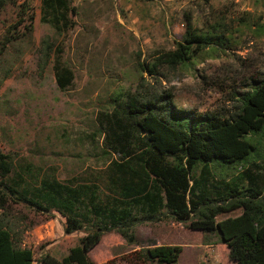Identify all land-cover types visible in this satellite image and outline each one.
Segmentation results:
<instances>
[{"label":"rangeland","instance_id":"374dc122","mask_svg":"<svg viewBox=\"0 0 264 264\" xmlns=\"http://www.w3.org/2000/svg\"><path fill=\"white\" fill-rule=\"evenodd\" d=\"M4 1L0 41L13 27L16 40L0 55V150L11 159L10 178L16 173L38 182L45 176L59 182L102 176L108 161L117 156L101 152L98 114L110 110L117 95L136 90L139 64L145 67L156 54L182 41L186 17L198 28L221 13L225 20L246 17L250 24L264 25V0H71L74 28L58 35L39 21L41 0ZM19 5L33 10L31 33L19 26ZM234 37L233 50L220 59H207L194 72L164 70L166 78L154 84L170 95L174 108L209 116L232 111L233 95L243 92L248 78L264 72V36L243 31ZM45 39L51 56L40 72ZM56 65L72 73L64 91L55 80ZM143 77L154 82L147 74ZM254 164V174L264 180V160ZM247 169L237 166L214 174L217 180H228ZM240 214L237 209L215 220ZM0 215L18 246L31 250L33 264H40L44 254L61 260L84 236V232L66 235L65 220L56 212L37 213L9 202ZM188 225L166 218L140 224L134 228L133 245L115 232L105 233L88 256L92 264L111 259L126 264L121 260L125 254L157 245L181 247L177 264H216L227 258L228 250L216 234Z\"/></svg>","mask_w":264,"mask_h":264},{"label":"trees","instance_id":"16d2710c","mask_svg":"<svg viewBox=\"0 0 264 264\" xmlns=\"http://www.w3.org/2000/svg\"><path fill=\"white\" fill-rule=\"evenodd\" d=\"M5 5L0 0V8ZM20 7L19 26L33 31L34 13ZM71 0H41V24L62 35L74 28ZM186 30L174 49L158 53L148 65L139 64L136 90L117 95L112 108L98 114L103 135L102 154L110 159L102 176L66 182L45 176L14 174L11 159L0 150V211L9 202L37 213H58L66 235L84 232L78 244L57 260L42 255L40 264H92L89 252L105 233L115 232L128 245L135 243L134 228L163 218L189 223L192 230L216 234L228 256L216 264H264V180L254 174L256 161L264 160V72L244 82L235 93L232 111L200 115L178 110L154 83L165 71L194 72L207 59H220L236 45L243 31L264 36V25L246 17L225 20L224 13L194 27L186 17ZM16 27L0 41L2 55L16 40ZM13 30V31H12ZM26 33H22L24 36ZM43 72L51 45L42 42ZM59 90L72 80L67 68L54 67ZM154 79L149 83L143 77ZM254 165V166H253ZM249 166L242 174L217 180L214 170ZM27 172V171H26ZM28 176V175H27ZM241 210L235 218L216 221L220 214ZM181 247L152 245L122 257L126 264H177ZM0 264H33L31 250L12 238L0 215ZM102 264H117L114 259Z\"/></svg>","mask_w":264,"mask_h":264}]
</instances>
